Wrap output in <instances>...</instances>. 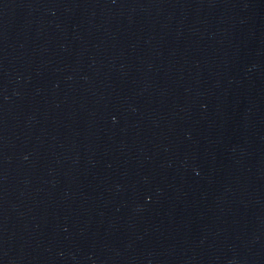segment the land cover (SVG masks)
<instances>
[{"label":"water","instance_id":"obj_1","mask_svg":"<svg viewBox=\"0 0 264 264\" xmlns=\"http://www.w3.org/2000/svg\"><path fill=\"white\" fill-rule=\"evenodd\" d=\"M0 264H264V0H0Z\"/></svg>","mask_w":264,"mask_h":264}]
</instances>
